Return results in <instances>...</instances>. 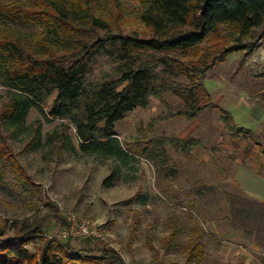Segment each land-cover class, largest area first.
Instances as JSON below:
<instances>
[{"label": "rangeland", "instance_id": "obj_1", "mask_svg": "<svg viewBox=\"0 0 264 264\" xmlns=\"http://www.w3.org/2000/svg\"><path fill=\"white\" fill-rule=\"evenodd\" d=\"M143 5V0H99L93 10L114 32L144 35L147 29L139 19ZM41 30L0 22V37L8 35L26 49L39 46ZM241 43L245 49L216 63L201 80L207 96L200 95L211 108L188 118L183 100L167 91L150 96L147 106L117 121L113 132L122 156L105 153L114 141L100 149L82 145L68 118L47 119L56 92L42 102L43 114L31 107L26 130L0 139V240L41 220L37 236L25 244L36 256L48 241L95 257L102 248L114 250L125 264H264V254L252 247V241L264 244V236L251 235L264 232V204L247 193L246 185L258 172L250 171L256 157L250 148L242 158L228 147V141L256 145L264 140V37H246ZM126 67L127 60L114 50H100L85 66L83 82ZM154 81L192 85L162 67ZM8 101L0 81V111ZM225 114L237 127L251 130L253 140L245 134L231 140L222 121ZM38 130L40 142L35 145ZM191 138L202 145L188 153L162 142ZM237 158L250 164L242 167L249 168L247 173L234 170ZM110 174L113 179L104 184ZM73 215L94 222L103 229L102 237L65 234ZM192 238L200 243L201 256L190 253Z\"/></svg>", "mask_w": 264, "mask_h": 264}, {"label": "trees", "instance_id": "obj_2", "mask_svg": "<svg viewBox=\"0 0 264 264\" xmlns=\"http://www.w3.org/2000/svg\"><path fill=\"white\" fill-rule=\"evenodd\" d=\"M98 1L0 2V22L42 28L39 46L29 49L8 35L0 37V81L9 98L0 111V139L9 138L8 132L26 130L28 110L34 106L43 114L42 102L56 92L47 119L68 118L82 145L100 149L114 141L113 148L105 153L117 151L122 156L113 132L117 121L136 107L147 106L150 96L167 91L183 100L184 115L195 118L211 108L201 96H207L201 80L208 69L245 49L241 42L246 37H264V0H143L139 19L147 29L144 35L114 32L106 18L95 14L93 6ZM107 49L127 60L128 67L103 73L101 79L85 84V66L96 52ZM144 53L149 57H143ZM161 67L184 76L191 87L155 82ZM222 121L231 140L244 134L253 140V132L237 127L229 114ZM100 122L103 127H98ZM39 142L38 130L34 144ZM162 142L172 143L186 153L202 145L194 138ZM111 179L113 174L103 183L109 185ZM41 227V220L28 222L16 236L0 240V264H125L114 250L102 248L101 256L95 257L48 241L36 256L25 244L37 236ZM199 247V242L190 239V253L197 251L201 256Z\"/></svg>", "mask_w": 264, "mask_h": 264}, {"label": "crops", "instance_id": "obj_3", "mask_svg": "<svg viewBox=\"0 0 264 264\" xmlns=\"http://www.w3.org/2000/svg\"><path fill=\"white\" fill-rule=\"evenodd\" d=\"M261 138L264 139V136H262ZM228 147L230 148L234 147L233 150H236L242 153L243 154L242 158H244L245 156L244 150L246 147L247 149L250 148L252 150L253 152L252 155H254L256 159L251 162L250 171L252 172V170H255L256 168H258V172L256 171L257 173L252 175L251 181L246 183L248 187L247 193L250 194L251 196H254V198H256L259 203L264 204V173L259 174L260 170L264 171V148H261V147H264V140H261V141L259 140L258 142H256V145H251V144H247L246 142H240V141H236V144H232L230 141H228ZM248 164H245L244 160L242 161V159L237 158L234 162V170L239 173V171L243 169V173L245 174V172L246 173L248 172L249 168H247L248 170H246L245 168H242V167L243 166L245 167V165H248ZM251 235L252 236H256V235L264 236V232H262V234H256L255 232H253ZM252 247L256 252L264 254V244H260V242L258 241L256 242L252 241Z\"/></svg>", "mask_w": 264, "mask_h": 264}, {"label": "built area", "instance_id": "obj_4", "mask_svg": "<svg viewBox=\"0 0 264 264\" xmlns=\"http://www.w3.org/2000/svg\"><path fill=\"white\" fill-rule=\"evenodd\" d=\"M69 227L67 233L71 235H80L83 237L101 238L103 229L99 228L90 219L81 218L73 215L68 218Z\"/></svg>", "mask_w": 264, "mask_h": 264}]
</instances>
